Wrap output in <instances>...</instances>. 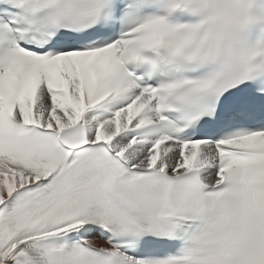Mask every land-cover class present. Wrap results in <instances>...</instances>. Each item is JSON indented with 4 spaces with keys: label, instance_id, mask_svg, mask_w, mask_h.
<instances>
[{
    "label": "snow or ice",
    "instance_id": "snow-or-ice-1",
    "mask_svg": "<svg viewBox=\"0 0 264 264\" xmlns=\"http://www.w3.org/2000/svg\"><path fill=\"white\" fill-rule=\"evenodd\" d=\"M0 264H264V0H0Z\"/></svg>",
    "mask_w": 264,
    "mask_h": 264
}]
</instances>
